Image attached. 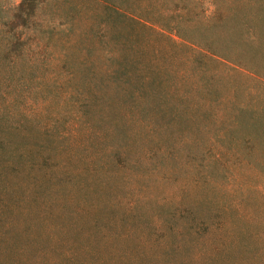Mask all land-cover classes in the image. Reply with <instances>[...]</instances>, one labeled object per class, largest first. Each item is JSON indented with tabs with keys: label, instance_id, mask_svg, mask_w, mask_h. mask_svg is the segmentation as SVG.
<instances>
[{
	"label": "rangeland",
	"instance_id": "obj_1",
	"mask_svg": "<svg viewBox=\"0 0 264 264\" xmlns=\"http://www.w3.org/2000/svg\"><path fill=\"white\" fill-rule=\"evenodd\" d=\"M20 1L0 0V11ZM39 1L29 44L31 54L43 48L48 55L32 69L1 68L0 89L8 93L0 106L33 143L12 146L17 153L37 147L42 130L68 131L35 154L59 160L49 169L68 176L46 186L34 173L24 179L0 172V264H264V139L228 131L239 104L264 108V64L237 65L159 23L135 24L140 47L172 71L163 83H176L184 98L178 106L175 101L165 127L140 121L116 99L123 132L107 134L113 119L91 111L85 120L75 104L86 83L78 75L66 80L69 69L53 56L68 53L61 61L74 66L106 60L98 55L116 47L105 27L109 6L103 0ZM139 1L161 10L164 23L184 15L183 33L200 46L202 34L213 47L241 46L228 32L237 16L249 33H257L264 18V0ZM227 15L215 27L204 20ZM207 85L210 94L203 91ZM110 146L124 156L108 160Z\"/></svg>",
	"mask_w": 264,
	"mask_h": 264
},
{
	"label": "trees",
	"instance_id": "obj_2",
	"mask_svg": "<svg viewBox=\"0 0 264 264\" xmlns=\"http://www.w3.org/2000/svg\"><path fill=\"white\" fill-rule=\"evenodd\" d=\"M103 1L109 6L107 7L105 27L107 31L113 34L110 39L116 43V47L111 49L110 52L98 55L106 58V60L93 59L81 62L80 66H74L61 61L69 56L68 53H64L60 57H53L56 63L61 62L69 69L68 79L66 80H72L75 75H78L80 82L86 83L80 87L79 99L75 104V107L82 109L85 120L87 113L91 111L96 112L94 115L101 114L105 118L113 119L112 127L107 134L120 135L123 132L120 119L118 120V107L122 106V102L128 103L130 115H137L140 121L149 122L148 125L151 127L153 125L165 127L168 124V112H173L184 98V96L179 95L178 92H181V89L176 83L174 85L163 83L169 79L172 71L167 66L157 63L161 59L156 53L151 54V52H146L140 47V35L135 24L141 25V22L146 23L148 21L159 23L166 29L173 31L182 40L197 46L205 54L229 62L231 60L232 63L237 65L247 61L249 65L256 67L251 63L253 60H258L261 65L264 64V18L259 31L249 33V24H245L242 28L237 16V27L233 24L235 29H229L228 32L230 37L237 43L243 42L241 46L232 48L234 44H224L223 46L213 47L208 41L204 43L203 34L200 37L203 42L200 46L194 43L196 41H192L194 39H190L186 33H183L182 19L184 15L182 14H179L172 23H164L161 10L154 12L150 4L149 7L144 6L139 0ZM39 3V0H21L16 6H8L4 12L0 11V80L3 79L4 74L1 70L2 67H7L9 72L16 67H21V65L32 69L39 63L44 62L45 57L48 55L47 49L44 50L43 48H41V51L31 54L29 44V40L34 38L31 35L30 31L32 29L30 27L35 24ZM226 17L228 15L220 19L219 17L211 19V16H207L204 20L207 25L215 27ZM247 18L248 15L244 17V20ZM34 30L36 29L32 31ZM34 33L36 35L35 31ZM220 37L222 36L216 38ZM39 41L40 39H35V46ZM252 42H257V45L255 47L247 45ZM179 72L178 78L186 80L187 77H185L184 71ZM197 79H199V75H197ZM4 81L6 82L5 87L10 86V78L6 77ZM203 91L210 94L213 89L207 85L204 86ZM6 92L8 93V89H0V96H4ZM175 95H178V97ZM176 100H178L177 106ZM10 113L11 111L7 110L6 107L2 108L0 106V152L3 149L6 150L5 153L0 155V172L21 173L24 179H32V176L39 175L41 178L39 179L36 176L37 182L45 183L46 186H50L48 184L50 182L60 185L61 181L68 175H59L49 169L52 162L53 165H56L59 160L53 161L46 159V157L38 160L35 158V154L39 150L52 148L53 142L64 139L68 135V131L61 130L54 135L51 132L42 130L40 134L42 137L38 140V143H35L37 147L32 151L30 148H25V151L17 153L16 150L11 149L12 146L33 143L28 141V134L25 129L10 121ZM76 118L82 119L83 117L79 115ZM230 120L233 122L234 127H229L228 131H233V134L246 130L264 139V108L258 109L249 107L245 103L239 104L235 107L233 119ZM21 147L23 149L24 146ZM107 152L108 160H112L113 157L117 160L125 154L124 151L115 146H110ZM37 170L40 172L39 174ZM70 172L67 171V173ZM137 263L138 261L132 260L130 264Z\"/></svg>",
	"mask_w": 264,
	"mask_h": 264
}]
</instances>
